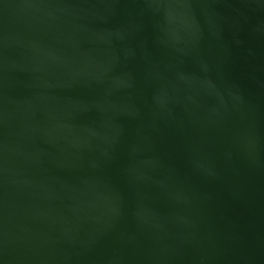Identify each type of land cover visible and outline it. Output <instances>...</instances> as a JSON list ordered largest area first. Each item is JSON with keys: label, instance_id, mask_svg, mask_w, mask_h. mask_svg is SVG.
<instances>
[{"label": "water", "instance_id": "obj_1", "mask_svg": "<svg viewBox=\"0 0 264 264\" xmlns=\"http://www.w3.org/2000/svg\"><path fill=\"white\" fill-rule=\"evenodd\" d=\"M0 264H264V0H0Z\"/></svg>", "mask_w": 264, "mask_h": 264}]
</instances>
